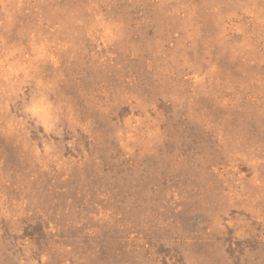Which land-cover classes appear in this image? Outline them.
<instances>
[{
  "label": "rangeland",
  "instance_id": "374dc122",
  "mask_svg": "<svg viewBox=\"0 0 264 264\" xmlns=\"http://www.w3.org/2000/svg\"><path fill=\"white\" fill-rule=\"evenodd\" d=\"M0 264H264V0H0Z\"/></svg>",
  "mask_w": 264,
  "mask_h": 264
}]
</instances>
